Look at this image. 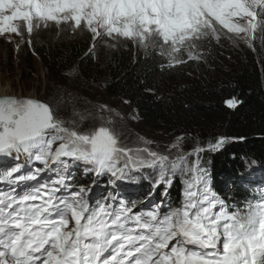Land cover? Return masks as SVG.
<instances>
[{
    "label": "snow or ice",
    "instance_id": "snow-or-ice-1",
    "mask_svg": "<svg viewBox=\"0 0 264 264\" xmlns=\"http://www.w3.org/2000/svg\"><path fill=\"white\" fill-rule=\"evenodd\" d=\"M51 27L87 32L88 55L101 42L131 44L174 68L206 63L223 40L264 47V0H0L8 42L15 34L31 45L34 33ZM225 103L234 109L242 101ZM61 106L0 97V264H264V191L243 208L229 205L203 164L202 153L228 138L188 150L184 137L130 145L116 126L123 118L107 105L80 112L73 104L71 118ZM86 120L93 123L82 129ZM81 166L93 186L103 176L113 187L143 177L153 190L163 187L165 199L138 210L114 187L90 204L91 188L73 171ZM177 178L182 200L172 207L166 198Z\"/></svg>",
    "mask_w": 264,
    "mask_h": 264
},
{
    "label": "trees",
    "instance_id": "trees-1",
    "mask_svg": "<svg viewBox=\"0 0 264 264\" xmlns=\"http://www.w3.org/2000/svg\"><path fill=\"white\" fill-rule=\"evenodd\" d=\"M71 33L68 29L58 37L35 36L31 45L23 43L19 55L26 74L36 72L35 56H39L53 78L74 75L76 85L95 87L121 98L152 134L164 131L184 137L185 150L197 142L206 146L219 137L228 138L221 149L202 153L210 187L229 205L243 208L252 200L245 179L264 168V47L257 43L253 51L243 43L233 46L223 40L220 46L209 49L206 63L162 68L164 61L157 52H145L131 44L107 48L101 42L95 55H88L90 35L85 32L64 39V34ZM6 56L9 72L14 66L10 45ZM233 97L242 101L234 109L225 103ZM75 178L79 184L92 182L81 173ZM141 180L142 191L129 192L134 194L129 202L137 205L141 197L154 194L150 180ZM182 190L177 178L166 198L172 207L180 206ZM163 191L160 187L155 193L162 197Z\"/></svg>",
    "mask_w": 264,
    "mask_h": 264
},
{
    "label": "rangeland",
    "instance_id": "rangeland-1",
    "mask_svg": "<svg viewBox=\"0 0 264 264\" xmlns=\"http://www.w3.org/2000/svg\"><path fill=\"white\" fill-rule=\"evenodd\" d=\"M68 30V29H66ZM66 30L57 31L55 27L49 29H41L39 32L34 33L31 37L33 40L35 36L38 38L40 36H56L61 34V32L66 33ZM69 33V32H68ZM88 34V33H87ZM11 42L5 39V36L0 35V89L10 88L11 95H22L39 97L43 101L49 100L54 102L62 101L61 114L64 118H71L73 113V104L76 110L84 112L86 110L95 111L97 105H107L109 108L115 110L123 118L117 121V129L123 133L122 139H126L131 145L137 137H144L148 140L154 141L155 145H165L174 141L177 137L168 134L164 131H159L156 134H152L146 128L143 127L140 118L137 116L136 111L124 100L119 97L111 96L105 94L102 90L95 87H83L76 85L77 80H75L74 75L62 74L58 78H53L51 74L45 69L42 60L39 56H35V69L36 72L33 75L28 76L23 68V62L20 61V49L21 45L24 43L20 36L15 34H8ZM64 39L67 38H77V36H82L81 33H71L64 34ZM27 38V37H25ZM10 45L13 54V68L11 71H7V46ZM17 45H20L17 49ZM92 121L86 120L82 124V129H87L92 125ZM96 126H99L97 123ZM39 166V165H37ZM83 171V167L77 168ZM48 179L49 177L44 176L43 179ZM133 182V187H125L123 181L117 180L115 183V193L121 195L120 193L128 192L130 189L138 190L136 184L141 183V178L139 180H129ZM108 187L114 191L113 185L108 182ZM102 186L97 184L92 186L90 193V204L101 198L100 191ZM104 188V186H103ZM139 210V208H138Z\"/></svg>",
    "mask_w": 264,
    "mask_h": 264
},
{
    "label": "bare ground",
    "instance_id": "bare-ground-1",
    "mask_svg": "<svg viewBox=\"0 0 264 264\" xmlns=\"http://www.w3.org/2000/svg\"><path fill=\"white\" fill-rule=\"evenodd\" d=\"M12 93L10 92V88H2V89H0V96L2 95V96H9V95H11ZM32 97H34L33 95H32Z\"/></svg>",
    "mask_w": 264,
    "mask_h": 264
},
{
    "label": "water",
    "instance_id": "water-1",
    "mask_svg": "<svg viewBox=\"0 0 264 264\" xmlns=\"http://www.w3.org/2000/svg\"><path fill=\"white\" fill-rule=\"evenodd\" d=\"M9 96H14V97H18V98H32V99H36V100H39V101L45 102V101H43L42 99H40V98H38V97L22 96V95H9ZM0 97H3V96H0ZM45 103H46V102H45Z\"/></svg>",
    "mask_w": 264,
    "mask_h": 264
}]
</instances>
